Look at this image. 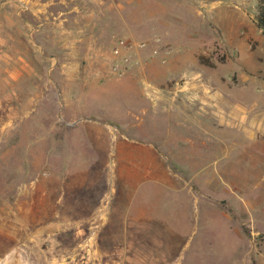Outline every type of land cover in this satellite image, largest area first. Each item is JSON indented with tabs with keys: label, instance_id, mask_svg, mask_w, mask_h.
Returning <instances> with one entry per match:
<instances>
[{
	"label": "rangeland",
	"instance_id": "rangeland-1",
	"mask_svg": "<svg viewBox=\"0 0 264 264\" xmlns=\"http://www.w3.org/2000/svg\"><path fill=\"white\" fill-rule=\"evenodd\" d=\"M257 0H0V264H264Z\"/></svg>",
	"mask_w": 264,
	"mask_h": 264
},
{
	"label": "trees",
	"instance_id": "trees-1",
	"mask_svg": "<svg viewBox=\"0 0 264 264\" xmlns=\"http://www.w3.org/2000/svg\"><path fill=\"white\" fill-rule=\"evenodd\" d=\"M255 24L264 34V0H257L256 13L254 16Z\"/></svg>",
	"mask_w": 264,
	"mask_h": 264
}]
</instances>
